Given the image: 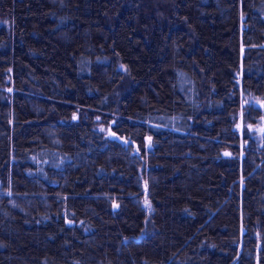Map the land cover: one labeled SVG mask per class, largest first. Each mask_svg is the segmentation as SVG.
Masks as SVG:
<instances>
[{
    "label": "trees",
    "instance_id": "16d2710c",
    "mask_svg": "<svg viewBox=\"0 0 264 264\" xmlns=\"http://www.w3.org/2000/svg\"><path fill=\"white\" fill-rule=\"evenodd\" d=\"M252 96L264 0H0V264H264Z\"/></svg>",
    "mask_w": 264,
    "mask_h": 264
},
{
    "label": "rangeland",
    "instance_id": "374dc122",
    "mask_svg": "<svg viewBox=\"0 0 264 264\" xmlns=\"http://www.w3.org/2000/svg\"><path fill=\"white\" fill-rule=\"evenodd\" d=\"M243 96H244V99L247 101V100H248V94H247V92H243ZM239 116H240V118H239L240 121H239V122H240L241 128H243V127L246 126V125H248V126L250 125L249 123L241 122V118L243 117V113H242V112L239 113L238 117H239ZM75 118L78 119V114H75ZM250 126L253 127L252 125H250ZM256 127L258 128L257 130L259 131L257 134H259L260 131L263 129V122L260 121V122L257 124ZM252 129H253V128H252ZM108 135H109L110 137H113V138H117V139H119V140H122V141H124L126 144H129V143H130V139L118 135V134H117L114 130H112L111 128L108 129Z\"/></svg>",
    "mask_w": 264,
    "mask_h": 264
},
{
    "label": "water",
    "instance_id": "95a60500",
    "mask_svg": "<svg viewBox=\"0 0 264 264\" xmlns=\"http://www.w3.org/2000/svg\"><path fill=\"white\" fill-rule=\"evenodd\" d=\"M252 99H253L254 103H255L258 107H260V108L264 107V100H262L260 97H258V96H252ZM262 122L264 123V119H262ZM129 240H130V239H125L124 242H127V241H129Z\"/></svg>",
    "mask_w": 264,
    "mask_h": 264
}]
</instances>
